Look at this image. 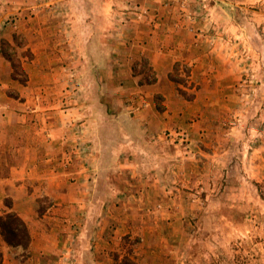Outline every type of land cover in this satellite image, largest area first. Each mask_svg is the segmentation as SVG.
<instances>
[{
	"label": "rangeland",
	"instance_id": "rangeland-1",
	"mask_svg": "<svg viewBox=\"0 0 264 264\" xmlns=\"http://www.w3.org/2000/svg\"><path fill=\"white\" fill-rule=\"evenodd\" d=\"M155 3L174 8L199 39L169 74L176 81L169 77L165 95L145 88L157 73L121 44L139 21H150ZM96 16L98 32H113L114 51L108 72L93 76L88 68H105L101 51L89 48ZM3 50L25 71L17 80L11 75L12 96L50 97V112L58 113L63 83L80 76L84 102L102 97L109 112L145 116L127 124L149 135L137 138L143 152L128 156L141 159L100 180L120 184L121 195L146 188L154 196L144 203L156 213L145 219L160 222L161 242L180 244L179 264H264V0H0ZM75 145L83 152L85 144ZM128 197L124 208L133 204Z\"/></svg>",
	"mask_w": 264,
	"mask_h": 264
},
{
	"label": "crops",
	"instance_id": "crops-1",
	"mask_svg": "<svg viewBox=\"0 0 264 264\" xmlns=\"http://www.w3.org/2000/svg\"><path fill=\"white\" fill-rule=\"evenodd\" d=\"M151 7L155 16L139 21L121 44L125 42L128 50L136 48L157 73L156 83L145 88L165 95L169 74L178 62L190 58L187 51L199 39L188 35L174 8L159 3ZM94 22L96 26L90 23L89 48L101 51L99 56L105 60L100 67L105 68L96 64L88 68L93 76L108 72L114 51V35L106 27L111 22L105 23L104 32L97 31V16ZM2 59L0 53L1 66ZM4 66L0 68V217L16 213L26 223L31 241L26 249L2 242V264H179L180 244L161 242L160 222L145 219L156 213L144 203L154 196L146 188L121 195L120 184L100 180L106 170H120L141 159L139 154L128 156L143 152L137 138L149 135L127 124L137 125L147 120L145 116L109 112L102 97L91 105L84 102L86 85L80 76L72 85L63 83V98L58 100L63 110L50 112V97L11 95L16 81L11 78L12 69ZM78 140L85 144L81 153L75 150ZM103 187L112 192L104 193ZM123 196L133 201L130 207H123ZM114 198L120 205L112 203ZM123 238L130 240L126 247L121 244ZM125 257L127 263L122 261Z\"/></svg>",
	"mask_w": 264,
	"mask_h": 264
},
{
	"label": "trees",
	"instance_id": "trees-1",
	"mask_svg": "<svg viewBox=\"0 0 264 264\" xmlns=\"http://www.w3.org/2000/svg\"><path fill=\"white\" fill-rule=\"evenodd\" d=\"M4 44L7 45L8 48L12 50V53H14V56L16 55V50L9 44L4 42ZM4 58L9 60L13 66V79H18L19 73L25 74V71L23 68H20L18 63L13 60L12 53H8L7 51H1ZM149 75V74H148ZM170 78L172 80L176 81V78L174 75H170ZM27 79V77H26ZM157 81V76L154 75L152 77L151 81H147V84H153ZM23 84L26 83V80L22 81ZM141 85H143L141 83ZM31 241V237L29 234V230L27 228L26 223L23 221L21 217H19L16 213L10 212L6 213L3 216L0 217V264L3 263V254L1 251V243L4 242L7 245L11 247H23L28 248Z\"/></svg>",
	"mask_w": 264,
	"mask_h": 264
}]
</instances>
